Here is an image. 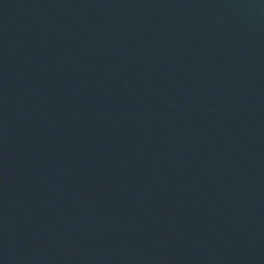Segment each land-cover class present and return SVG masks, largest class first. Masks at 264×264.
<instances>
[{
	"label": "water",
	"instance_id": "95a60500",
	"mask_svg": "<svg viewBox=\"0 0 264 264\" xmlns=\"http://www.w3.org/2000/svg\"><path fill=\"white\" fill-rule=\"evenodd\" d=\"M0 264H264V0H0Z\"/></svg>",
	"mask_w": 264,
	"mask_h": 264
}]
</instances>
